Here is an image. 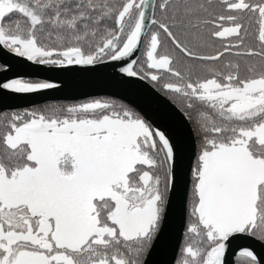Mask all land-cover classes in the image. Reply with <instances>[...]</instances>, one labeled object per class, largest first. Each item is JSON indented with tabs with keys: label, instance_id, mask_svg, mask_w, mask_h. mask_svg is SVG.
Segmentation results:
<instances>
[{
	"label": "snow or ice",
	"instance_id": "1",
	"mask_svg": "<svg viewBox=\"0 0 264 264\" xmlns=\"http://www.w3.org/2000/svg\"><path fill=\"white\" fill-rule=\"evenodd\" d=\"M216 40L222 50L201 51ZM0 46L37 66L114 61L128 77L171 76L162 87L182 99L199 148L176 264H226L231 239L264 241V0H0ZM141 50L143 75L132 58ZM226 55L235 59L217 67ZM59 87L0 82L14 94ZM178 152L111 100L0 109V264H149ZM239 256L260 264L248 248Z\"/></svg>",
	"mask_w": 264,
	"mask_h": 264
},
{
	"label": "water",
	"instance_id": "2",
	"mask_svg": "<svg viewBox=\"0 0 264 264\" xmlns=\"http://www.w3.org/2000/svg\"><path fill=\"white\" fill-rule=\"evenodd\" d=\"M141 51L132 58L139 59ZM0 64H6L9 69L7 72H0V82L25 75L60 85L57 89L41 94H14L0 89L2 110L29 108L52 101L109 96L127 103L155 127L170 134L179 149L175 167L176 188L165 215L162 234L149 255L148 262L174 264L185 231L191 167L197 154L196 138L191 133L183 111L147 79L128 77L121 73L118 69L124 66L123 62L109 61L91 66H37L0 46ZM244 248L252 250L260 264H264V241L243 235L230 240L226 264H236V256Z\"/></svg>",
	"mask_w": 264,
	"mask_h": 264
},
{
	"label": "flooded vegetation",
	"instance_id": "3",
	"mask_svg": "<svg viewBox=\"0 0 264 264\" xmlns=\"http://www.w3.org/2000/svg\"><path fill=\"white\" fill-rule=\"evenodd\" d=\"M163 40V39H162ZM225 44V41H222V40H216L213 42V45L211 48H207V49H204V50H201L203 51L204 53H207V54H214V51L215 50H222L223 46ZM246 44L248 46H255L256 45V40L254 38V36H249V38L246 40ZM141 54H142V63L140 65V67L138 68V70L141 72V75H143L144 72L148 71V69L146 68V65H145V60H146V57L145 55L143 54V50L141 51ZM177 57H179L178 55H175ZM229 59H235V57H229V56H225V57H222L221 58V61H217L215 62L216 66L217 67H223V63ZM199 63V62H197ZM181 64H183V60H181ZM149 82H151L153 84V86L157 87L159 89L160 92H162L163 94H165L167 97H169L176 105H178L183 111H185L184 109V105H183V101L182 99L176 95V94H173V93H170L168 92L167 90H165L162 85L163 83H166V82H174V79L167 75V74H164L162 76V80L159 81V82H152L150 79H147ZM93 99H101V100H111V101H115L117 104H123L125 106H128L132 109H134L133 107H131L130 105H128L127 103H124L122 102L121 100H118L116 98H113V97H109V96H95V97H89V98H85V99H82V100H77V101H65L63 102L62 104H74V103H80V102H85V101H88V100H93ZM31 108V107H29ZM24 109V108H22ZM22 109H13V110H22ZM135 110V109H134ZM136 111V110H135ZM137 112V111H136ZM141 115V114H140ZM193 118L195 119V113H193ZM196 143H197V152L199 150L198 148V141L196 140ZM190 188H191V185H190ZM190 191H189V196H188V206H187V216H188V208L190 207ZM187 219V218H186ZM185 232V231H184ZM183 240H184V234H183V238H182V242H181V245L183 243ZM181 245H180V248H181ZM179 252H180V249H179ZM178 252V253H179ZM178 256V255H177ZM177 259V258H176ZM176 264V260H175V263ZM236 264H245V261H244V258H241L239 256V254L236 256Z\"/></svg>",
	"mask_w": 264,
	"mask_h": 264
},
{
	"label": "trees",
	"instance_id": "4",
	"mask_svg": "<svg viewBox=\"0 0 264 264\" xmlns=\"http://www.w3.org/2000/svg\"><path fill=\"white\" fill-rule=\"evenodd\" d=\"M152 28H153V30H155V26H152ZM162 39H163V41H164V47H166V49L168 50V52H169L170 54L178 55L179 57L182 55V54H180V53L178 52V50L175 49L174 45H172L171 42H170L169 40H167V39L163 36V34H162ZM141 63H142V54L140 55V57H139V59H138V61H137V65H136L137 70H138V68L140 67ZM138 71H139V70H138ZM156 88H157V87H156ZM157 89H158V88H157ZM158 90H159V89H158ZM52 102H57V103L62 104V103L65 102V101H52ZM47 103H49V102H47ZM43 104H45V103H43ZM43 104H40V105H43ZM37 106H39V105H37Z\"/></svg>",
	"mask_w": 264,
	"mask_h": 264
},
{
	"label": "rangeland",
	"instance_id": "5",
	"mask_svg": "<svg viewBox=\"0 0 264 264\" xmlns=\"http://www.w3.org/2000/svg\"><path fill=\"white\" fill-rule=\"evenodd\" d=\"M202 50H204V49H202ZM205 54H207V53H205ZM155 87V86H154ZM178 106V105H177ZM179 107V106H178ZM180 108V107H179ZM181 109V108H180ZM182 110V109H181ZM183 111V110H182ZM184 112V111H183Z\"/></svg>",
	"mask_w": 264,
	"mask_h": 264
}]
</instances>
